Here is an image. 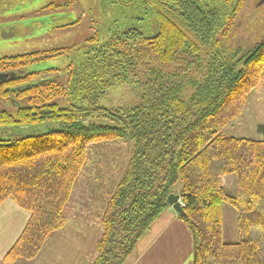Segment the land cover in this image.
Returning a JSON list of instances; mask_svg holds the SVG:
<instances>
[{"label":"trees","instance_id":"obj_1","mask_svg":"<svg viewBox=\"0 0 264 264\" xmlns=\"http://www.w3.org/2000/svg\"><path fill=\"white\" fill-rule=\"evenodd\" d=\"M249 1L132 0L124 29L72 48L67 74L53 78H38L40 54L5 58L0 98L12 111H0V207L13 200L30 213L5 263L34 260L75 220L102 228L86 264H126L175 194L194 264H264V139L222 132L264 73V6ZM241 26L252 39L243 42ZM124 84L140 89L139 106H101ZM116 140L133 144L124 176L109 195L88 183L94 196L75 212L88 147ZM225 205L236 213L233 241Z\"/></svg>","mask_w":264,"mask_h":264},{"label":"rangeland","instance_id":"obj_2","mask_svg":"<svg viewBox=\"0 0 264 264\" xmlns=\"http://www.w3.org/2000/svg\"><path fill=\"white\" fill-rule=\"evenodd\" d=\"M260 2H264V0ZM97 3V0H18L13 11L4 12V17L6 20H11L10 23L0 26V69L6 66L3 64V62L6 63L7 59L5 58L24 54H40L39 61L41 65L37 69L45 72L40 74L38 78H53L58 74H67V68L78 55L75 51L70 52L72 48H78L81 43L92 39L99 38L103 41L111 33H117L127 26V21L124 19L126 16L116 15L114 17L108 12L105 13L102 11L100 3ZM258 3L259 0H252L254 6H257ZM58 6H66V9L57 8ZM50 7L53 11L49 10ZM80 14L84 17L81 18ZM76 16L80 17L76 26L55 29V27L73 23ZM239 34L238 36L243 39V42L249 41L248 37L251 35L249 36L248 33L244 32L242 26L239 29ZM252 38L251 36L250 39ZM230 41L231 39L223 41L222 48L224 50L230 46ZM57 50H60V52L55 53L54 51ZM47 70L57 72L47 73ZM66 81L67 77L65 76L62 82L65 84ZM260 81L261 83L248 95L242 114L222 130L224 135L251 140L264 139V136H261L257 131L259 125H264V73ZM65 86L64 89L67 90V86ZM28 96V94H24L25 102L28 100ZM140 103L141 91L132 84H124L111 89L100 102L101 106L111 109H131L139 106ZM0 111H12L10 104L5 102L3 98H0ZM95 122L97 124L106 123L105 120ZM132 146V143L116 140L93 144L88 147L90 159L86 163V170L81 178L82 185L74 191L75 212L82 210L80 204H83V199H90L94 196L93 194H87L89 191H85L88 183L99 186L101 188L100 192L109 195L110 192L108 191H110L111 185L114 184L115 186L128 168L129 151ZM97 198L101 202L103 196H97ZM97 210L95 208L93 211ZM74 221H70L64 232L62 231L64 238L61 236V232L55 243L70 245L71 241H76L77 238L82 239V235L76 236L73 233L76 228L74 226L77 225ZM231 231L232 228L227 229L226 236L224 233V239L227 241H233L234 239H228L235 236ZM79 232L81 233V230ZM101 232L102 228L100 227L92 231L93 235L91 233L85 235V237L89 239L93 237V242H95L96 239L100 238ZM235 233L237 234V231ZM58 240H61V242ZM88 244L87 258H93L97 255L96 248L93 249L91 246L93 243L89 242ZM92 252H94V256L91 255Z\"/></svg>","mask_w":264,"mask_h":264},{"label":"crops","instance_id":"obj_3","mask_svg":"<svg viewBox=\"0 0 264 264\" xmlns=\"http://www.w3.org/2000/svg\"><path fill=\"white\" fill-rule=\"evenodd\" d=\"M29 219L30 213L19 208L13 200H7L0 207V264H7L4 258L19 239ZM224 221L225 229L232 228L231 232L235 233L236 213L227 205L224 206ZM74 227L73 233L76 236L82 235V239L77 238L70 245L55 243L60 235L55 234L37 258L31 261L18 260L12 264H86L91 260L86 255L90 239L85 235L91 234L94 229L87 226ZM228 239L232 240V237ZM193 250L192 234L180 220L179 214L169 207L126 264H194Z\"/></svg>","mask_w":264,"mask_h":264},{"label":"flooded vegetation","instance_id":"obj_4","mask_svg":"<svg viewBox=\"0 0 264 264\" xmlns=\"http://www.w3.org/2000/svg\"><path fill=\"white\" fill-rule=\"evenodd\" d=\"M99 4L100 3V7L102 9L103 12H108L110 13L112 16H126L124 17V19L127 21V5L132 1V0H97ZM251 1V2H250ZM250 4H252V0H250ZM261 0H259V3L257 4V6L259 7H263L264 6V2H260ZM18 3V0H0V26L3 25H7L10 23L11 20H6V18L4 17V12L8 11L10 12V10H14L16 5ZM51 5V4H50ZM49 5V6H50ZM47 6V7H49ZM46 7V8H47ZM53 7V6H52ZM52 7L49 8V10H52ZM45 8V9H46ZM57 8L66 9V6H58ZM80 14V17L83 18L84 16ZM80 17L76 16V20L73 23L67 24L71 27H74L77 25L78 20H80ZM137 18L136 16H132ZM117 22V21H115ZM129 24V22H127ZM74 25V26H72ZM65 26V25H62ZM60 27V26H58ZM58 27H55V29H58ZM65 29V28H64Z\"/></svg>","mask_w":264,"mask_h":264},{"label":"water","instance_id":"obj_5","mask_svg":"<svg viewBox=\"0 0 264 264\" xmlns=\"http://www.w3.org/2000/svg\"><path fill=\"white\" fill-rule=\"evenodd\" d=\"M2 76H0V79ZM167 204L171 206L179 215L185 216V212L183 210V206L180 202V196L175 194H171L167 199Z\"/></svg>","mask_w":264,"mask_h":264}]
</instances>
